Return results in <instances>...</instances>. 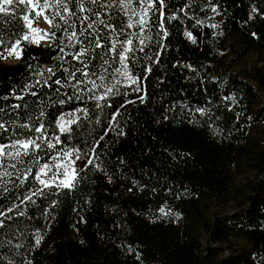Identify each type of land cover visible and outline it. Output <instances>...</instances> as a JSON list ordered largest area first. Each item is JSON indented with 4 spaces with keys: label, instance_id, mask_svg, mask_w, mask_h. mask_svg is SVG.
<instances>
[{
    "label": "trees",
    "instance_id": "trees-1",
    "mask_svg": "<svg viewBox=\"0 0 264 264\" xmlns=\"http://www.w3.org/2000/svg\"><path fill=\"white\" fill-rule=\"evenodd\" d=\"M83 3L86 13L80 0L69 4L76 30L96 21L105 37V48L90 50L87 59L98 75L108 67L105 58L111 65L105 82L113 91L100 101L87 93L68 100L79 93L42 86L48 68L55 80L67 77L63 68L79 66L71 55L60 59L67 26L59 18L61 27L48 30L56 39L40 46L21 39L29 31L25 4L0 13V53L17 39L23 49L16 64L0 62V122L8 128L0 130V144L38 135L20 127L25 123H43L53 143L56 136L63 141L55 149L45 144L38 163L23 157L20 173H33L26 186L12 168L14 175L4 178L9 183L0 184V211L12 209L0 217V264H264V0H164L163 8L153 0L142 33L139 26L127 28L117 0ZM132 7L139 13L141 0ZM85 15L82 25L77 17ZM127 38L136 48L127 61L135 83L115 73L119 56L108 51L113 39ZM249 57L255 63L243 78L230 72L228 62ZM26 85L34 87L25 92ZM61 116L76 119L71 132H60ZM67 149L80 150L81 159L72 158L75 186L43 188L35 173ZM37 189L42 193L23 200ZM227 206L233 212L223 213Z\"/></svg>",
    "mask_w": 264,
    "mask_h": 264
},
{
    "label": "snow or ice",
    "instance_id": "snow-or-ice-1",
    "mask_svg": "<svg viewBox=\"0 0 264 264\" xmlns=\"http://www.w3.org/2000/svg\"><path fill=\"white\" fill-rule=\"evenodd\" d=\"M98 0H92V3H97ZM121 10L125 12V15L128 16V24L127 28L131 29L136 26H139L140 32L142 33L145 29V26L148 23V12L153 8V0H141V9L140 12L137 13L136 9L132 7V0H117ZM16 3L25 4L28 11L26 14L22 16V19L25 23V27L29 30L24 36L21 38L22 40L28 41L30 43H35L39 45L40 41H53L56 39L55 32H49L47 30H42L39 27H33L40 18L48 25L49 28H57L61 27V24L56 23L57 18L66 25L63 31L67 37V44H64V40L61 39L60 43L64 45L60 47L59 51L63 55L60 59H64V56L71 55V59L76 61L79 66L70 64L69 67L63 68V71L67 73L66 78L55 79L52 80V77L56 76V72L52 68H48L46 71L50 74L46 79L43 80L42 86H47L51 88L54 85L58 87L55 88L57 93L60 92L62 88H71L74 90V93H79V95L73 94L68 95L67 99H82L84 94L87 93L89 98H94L97 101L104 100L106 96L112 94L113 87L108 86L105 82L106 76L109 73V68L111 65L109 64L108 59H104V65L108 67L104 68L103 74H97L92 67V61L88 60L89 51H94L95 49L103 50L105 48V37L101 34V32L96 29V21L88 22L85 27H81L79 32L76 30L75 21L72 19L76 16V12L69 8V4L73 3V0H0V13H6L8 11V6L14 5ZM160 7L163 8L164 0H159ZM111 4L106 5V7H111ZM213 12L216 11V8L212 9ZM79 11L81 13H86L89 9L85 8L83 0H80ZM51 12V15L47 14ZM34 13V16H33ZM99 15V14H97ZM163 15V13H161ZM138 19H133V17H137ZM80 22L82 25L85 24V21L88 20V16L80 18ZM100 24H103L105 28L111 30L116 33V36L119 37L121 35L120 32H117L116 28L111 24H105L103 20L98 21ZM91 29L92 32L95 33L93 39H89L88 36L91 33H88V30ZM163 30V29H162ZM87 33V35H86ZM131 36L132 34H128ZM189 39L194 38L191 36V33H185ZM31 36V39H30ZM164 36H167V32H164ZM21 39H17L10 48H6V54L0 53V58L8 59L12 57L16 60L22 58L23 49L20 48ZM140 45L145 44V39L142 37L139 40ZM0 46H3V41H0ZM78 50L73 53H68L65 51V48H77ZM163 47V45H161ZM140 51H144L143 47H140ZM108 51L112 52L119 56L120 67L114 69L115 73L118 75H122L125 78L135 83V80L129 76L128 74V64L129 53H134L136 48L133 44L132 38H127L124 40L113 39L111 43V47ZM98 56L99 53H96ZM149 59H152L149 57ZM156 60H159V53H157ZM65 63H69L65 61ZM147 71H151V68L147 69ZM41 77L44 76V73H38ZM51 81V83H50ZM119 83V81H117ZM36 84H41L40 80L36 81ZM88 85H91L88 87ZM34 85H26L24 91L27 92ZM103 89L102 94L96 95L98 91ZM30 94L35 97L38 95L37 91H31ZM5 100L8 97H4ZM16 100H24L23 95L15 96ZM66 101L63 99L59 100L60 104H64ZM13 109H19L22 107L20 104L11 105ZM97 107H100V104H97ZM4 107H0V112H4ZM203 111V110H201ZM43 115V111L41 112ZM70 116H74V113L68 114ZM112 119L115 121L117 116L114 114ZM76 123V119H67L65 120L64 116H61L57 122V126L60 129L61 133L71 132V128L68 125ZM25 129H28L29 133H37L36 136L28 135L24 139L15 138L11 141L10 144H0V184L6 185L9 183L8 180H5V177H12L14 173L9 171V168H12L17 173V179H19L20 185L26 186V182L29 181V178L32 176V169H25L22 174L20 173V168L18 165H24L25 161L23 157H34L35 162H39L40 156L39 153L43 151V146L47 144L48 149H55L57 145L63 143L59 136L55 137V143L52 142L50 138L47 136V129L45 128L43 123H40L38 127L32 126L30 124L20 125ZM0 130L5 132L8 131V128L4 122H0ZM103 139V137H101ZM95 149H93V152ZM79 149H67V150H58L56 156L50 157L51 163L45 162L40 167L39 170L35 173V180L43 185V188H51L55 185L58 188H73L75 186L74 181L76 180V170L74 167L75 160L81 159L79 155ZM75 157V160L72 158ZM8 159L11 161H15V163L5 165L4 160ZM88 163L92 164L93 159L89 158ZM53 167L55 171L53 172ZM52 173V176L49 179H44L43 177L48 176L49 173ZM59 177H63L62 179ZM15 186V185H14ZM4 191L7 192L8 188L4 187ZM43 189H37L33 191L31 195L25 196L23 200L31 201L33 196L41 194ZM23 200L21 201L23 203ZM12 211L11 208L7 209V212L0 211V217H5L7 213ZM163 211V210H162ZM4 221L0 219V227L3 226ZM39 243V240H37Z\"/></svg>",
    "mask_w": 264,
    "mask_h": 264
},
{
    "label": "rangeland",
    "instance_id": "rangeland-1",
    "mask_svg": "<svg viewBox=\"0 0 264 264\" xmlns=\"http://www.w3.org/2000/svg\"><path fill=\"white\" fill-rule=\"evenodd\" d=\"M34 27H39L41 28L42 30H49V27L47 24H43L40 20L34 24ZM43 41V40H42ZM48 42L47 41H43V42H40L39 45L43 46V45H47ZM37 45V44H36ZM15 59L10 57L8 59H2L0 58V62L2 64H5V65H13V64H16L17 62L14 61ZM255 63V60L254 58L252 57H249L247 60H245L243 63L241 64H235V65H231V63L228 62V64H230V72L240 78H243L244 74L247 72V70H250V68L253 66V64ZM222 211L223 213H231L233 212V207L231 206H227L226 208H222ZM205 236H203V240H202V243L203 245H205Z\"/></svg>",
    "mask_w": 264,
    "mask_h": 264
},
{
    "label": "water",
    "instance_id": "water-1",
    "mask_svg": "<svg viewBox=\"0 0 264 264\" xmlns=\"http://www.w3.org/2000/svg\"><path fill=\"white\" fill-rule=\"evenodd\" d=\"M40 21H41L43 24H46V23L43 21V19H42V18H40ZM40 42H43V41H40ZM47 42H48V41H47ZM48 43H49V42H48ZM14 61H16V62H17L18 60H16V59H15Z\"/></svg>",
    "mask_w": 264,
    "mask_h": 264
}]
</instances>
